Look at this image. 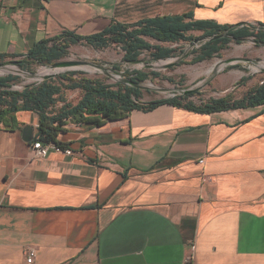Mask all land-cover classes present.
<instances>
[{
  "label": "crops",
  "instance_id": "0c3cea01",
  "mask_svg": "<svg viewBox=\"0 0 264 264\" xmlns=\"http://www.w3.org/2000/svg\"><path fill=\"white\" fill-rule=\"evenodd\" d=\"M185 13L264 25V0H0V55ZM14 118L0 126V264L31 250V264H264V106L68 122L57 141L72 155L45 159L22 140L37 114Z\"/></svg>",
  "mask_w": 264,
  "mask_h": 264
},
{
  "label": "trees",
  "instance_id": "16d2710c",
  "mask_svg": "<svg viewBox=\"0 0 264 264\" xmlns=\"http://www.w3.org/2000/svg\"><path fill=\"white\" fill-rule=\"evenodd\" d=\"M194 32L200 35H192ZM217 36L222 37L193 49L189 64L219 57L220 52L227 49L231 39L239 43L238 40L251 38L256 46H264V25L260 23L219 25L214 21H196L191 13L155 17L133 24L112 22L103 31L85 37L71 31H61L54 37L36 43L23 59L14 60L9 56L0 55V65L13 61H17L21 69H29L33 65H51L67 57L69 47L77 43H85L95 50H105L112 45L118 46L123 52L122 62L125 63L137 60L143 53L152 61H160L174 58L181 52V49L172 47L180 42L190 45L196 39ZM147 39L161 45H153ZM233 68L239 66L229 67L228 70ZM113 69L117 72L120 70L119 66H114ZM81 74L73 71L59 77L68 81L65 88L79 91L80 97L74 104H64L56 113H51L49 108L54 105L52 92L58 93L59 89L50 86L49 82L18 91L13 89V85L19 80L18 76H0V126L7 128L14 124L17 112H34L38 116V125L32 142L40 140L65 149V145L57 141V136L66 131L65 126L68 122L102 126L111 121L127 118L133 111L148 112L161 105L205 115L264 106V78L240 99L229 93L196 105L188 101L192 94L144 103L141 101L142 92L139 89L121 84L106 85L97 80L81 77ZM151 75L158 77L156 73ZM126 77L132 82L144 83L149 74L132 71L127 72ZM248 80L250 77H243L238 84L243 86Z\"/></svg>",
  "mask_w": 264,
  "mask_h": 264
},
{
  "label": "rangeland",
  "instance_id": "374dc122",
  "mask_svg": "<svg viewBox=\"0 0 264 264\" xmlns=\"http://www.w3.org/2000/svg\"><path fill=\"white\" fill-rule=\"evenodd\" d=\"M192 35L199 36L200 34L194 32ZM251 40V38H248L239 43L231 40L227 49L220 52L219 57L197 64H189L192 56L188 54L182 60L184 64L176 63L168 68H164V65L173 63L185 53L190 52L188 44L180 42L174 45L173 47L176 49H181V52H178L174 58L152 61L146 53H143L137 59L140 62L125 63L122 62L123 52L118 46L112 45L105 50H95L85 43H77L69 47L67 57L60 61H86L100 66V70H96L91 66L65 72L60 70L54 77L43 81V76L50 74V70L46 66L33 65L29 69H22L24 73H13V75L19 77L18 82L13 85V89L21 91L24 87H34L43 82H49L50 86L59 89L58 93L52 92V103L54 105L49 108L51 113H56L64 104H74L80 97L79 91L65 88L68 81L59 78L65 73L81 72V77L97 80L106 85H115L127 80V72L141 71L149 74L148 79L140 84L144 87L140 90L142 92L141 101L144 103L171 98L178 95L179 90L195 89L197 87L201 88L193 92V96L188 99L196 105L207 102L209 99L221 98L229 93L234 98L240 99L249 89L261 83L264 78V71H259L252 65L241 62L243 59H250L264 68V47L254 45ZM183 52L184 54H182ZM227 60L231 61L232 64L217 72L220 65ZM114 66H119L120 70L116 72L113 69ZM231 66H239V68L228 70ZM5 68L14 69L12 65H7ZM15 69L20 68L16 67ZM0 71V76L9 74V71L4 69ZM42 71L44 73L40 76ZM151 73H156L158 77H154ZM211 77V81L205 84ZM243 77H250V80L241 86L238 82ZM74 78H77V76H74Z\"/></svg>",
  "mask_w": 264,
  "mask_h": 264
},
{
  "label": "water",
  "instance_id": "95a60500",
  "mask_svg": "<svg viewBox=\"0 0 264 264\" xmlns=\"http://www.w3.org/2000/svg\"><path fill=\"white\" fill-rule=\"evenodd\" d=\"M220 37H222V36L211 37V38H203V39H200V38L199 39H196L194 42H192L189 45L190 46L189 47L190 52L185 53V54L183 52L182 54H184V55H182L181 57H179V59H177L175 62L164 65V68H168L170 66H173L176 63H181L182 60H183V58L186 55L190 54L193 49L200 47L201 45L205 44L208 41H212V40H215V39L220 38ZM231 40L236 41L235 39H231ZM245 40L246 39H242V40H238V41L239 42H242V41H245ZM251 41L253 42L254 45H256V43H255V41L253 39ZM259 47H264V46H259ZM138 62H140V61L139 60H135V61L130 62V63H138ZM241 62H244L245 64H250L253 67H255V69H257L259 71H264V68L263 67H260L259 65H257L256 63H254L250 59H243ZM231 64H232L231 61H228V60L227 61H224L220 65V67L218 68L217 72L223 70L224 67L230 66ZM7 65H12L14 67V69L5 68V66H7ZM86 66H91V67L95 68L96 70H100L101 69L100 66L93 65V64L88 63L86 61H58V62L52 63L51 65H47L46 66V68H48L50 70V74H47V75L43 76V81L44 80H48V79L54 77L56 74H58L57 72H59L60 70H62L63 72H65V71H70V70H78V69H81L82 67H86ZM16 67L19 68L18 67V62L17 61H13L10 64L0 65V70L4 69L6 71H9V74L8 75H13V73H15V74L24 73V71L21 68H20L21 70L20 69H15ZM40 76H41V73H40ZM211 79H212V77L209 78L206 81L205 84H207L209 81H211ZM120 84L121 85H124V86L134 87V88L139 89V90H141V89L144 88L143 86L140 85L142 83L132 82V81L128 80V78H127V80H125L123 83H120ZM200 88L201 87H197L195 89H187V90L186 89H182V90H179L178 91L179 92L178 95H174V96L190 95V94H193V92L198 91ZM22 140L24 142H26V143H30L33 140V128L32 127H30V126L23 127V129H22Z\"/></svg>",
  "mask_w": 264,
  "mask_h": 264
},
{
  "label": "built area",
  "instance_id": "2783aa9c",
  "mask_svg": "<svg viewBox=\"0 0 264 264\" xmlns=\"http://www.w3.org/2000/svg\"><path fill=\"white\" fill-rule=\"evenodd\" d=\"M31 149L34 153V155L38 158V159H45L50 152H56V153H63L66 156H71L72 153L69 149H63L59 146H57L54 143H44L40 140H35L31 143ZM35 256L34 251H29L27 253V257H26V263L27 264H31L33 261V258ZM191 256L187 259L188 261L191 260Z\"/></svg>",
  "mask_w": 264,
  "mask_h": 264
},
{
  "label": "bare ground",
  "instance_id": "6f19581e",
  "mask_svg": "<svg viewBox=\"0 0 264 264\" xmlns=\"http://www.w3.org/2000/svg\"><path fill=\"white\" fill-rule=\"evenodd\" d=\"M1 72V71H0ZM44 72L42 71L41 74H43Z\"/></svg>",
  "mask_w": 264,
  "mask_h": 264
}]
</instances>
